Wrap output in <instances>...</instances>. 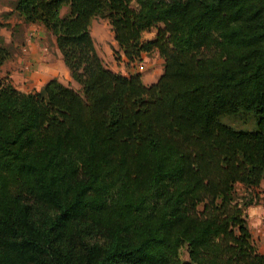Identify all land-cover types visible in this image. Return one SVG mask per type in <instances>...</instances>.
<instances>
[{
    "label": "trees",
    "instance_id": "trees-1",
    "mask_svg": "<svg viewBox=\"0 0 264 264\" xmlns=\"http://www.w3.org/2000/svg\"><path fill=\"white\" fill-rule=\"evenodd\" d=\"M11 7L55 37L80 88L0 79V264H264L247 212L264 181V0ZM96 18L117 58L159 51L156 83L105 65ZM10 58L0 34V67ZM242 111L257 130L222 121Z\"/></svg>",
    "mask_w": 264,
    "mask_h": 264
},
{
    "label": "crops",
    "instance_id": "crops-1",
    "mask_svg": "<svg viewBox=\"0 0 264 264\" xmlns=\"http://www.w3.org/2000/svg\"><path fill=\"white\" fill-rule=\"evenodd\" d=\"M14 16L17 15L13 12L11 6L9 7L0 5V23L2 24L0 28V34L7 44L13 43L14 41L12 40L15 29L23 28L24 37L19 50H22L24 47H26L27 52L13 54V57L7 60L0 67V79L6 77L17 90L24 93L39 91L49 81L57 78L65 79L68 81V83H70L69 80L72 79L71 74L64 61L61 59L60 61L53 59L54 57L51 56L47 51V48L44 44V38L49 36L46 28L39 23L25 24L18 18V16L17 19H15ZM7 28L11 29L8 31V36L5 35L7 33ZM14 45L15 47L18 46V42H14ZM116 49H119L118 44L116 45ZM146 55L147 53H144L141 60L139 61L130 62L132 66H137L138 70L133 72L134 69L132 68V74H129L123 70V68H120L122 70L120 74L125 76L139 74L146 85L156 83L162 73L156 75L158 71L155 70V66L152 63L145 64V68L139 66L144 64L142 60L147 57ZM121 56H123V63H125L126 57L122 52ZM116 68H118L117 64H112L110 66L111 70L119 73ZM142 70H146V72L141 73ZM257 194L259 199L264 198V181L262 182L259 189H257ZM257 211L264 212V209L261 208V206H258Z\"/></svg>",
    "mask_w": 264,
    "mask_h": 264
},
{
    "label": "rangeland",
    "instance_id": "rangeland-1",
    "mask_svg": "<svg viewBox=\"0 0 264 264\" xmlns=\"http://www.w3.org/2000/svg\"><path fill=\"white\" fill-rule=\"evenodd\" d=\"M14 0H0V5H5V6H11V3ZM12 8V7H11ZM68 8L64 7L62 10V13L65 14L67 13ZM7 13V12H4ZM4 16V14H3ZM12 18V17H10ZM15 19H17V16H14ZM7 20V19H5ZM13 20V19H12ZM163 27V25H158L151 29L148 32H145L143 35L144 40H150L154 38L159 30ZM11 30L10 28H7V33L5 35H9L8 31ZM91 33L94 37L95 40V46L97 49V52L100 54L101 58L103 59L105 65L110 69V66L112 64H117L116 70L119 71V73L122 71L120 68H123L126 72L129 74H132L131 69L133 68L135 70L137 69V66H132L130 62H128L127 59H125V63L123 60V56H121V52L119 57L117 58L115 55V51L117 52L118 50L116 49L117 42L114 39V33L112 31L111 24L109 20L107 19H102V18H96L93 20L91 24ZM49 35V34H48ZM23 28H18L15 29L13 33V40L15 43L18 42V46L15 47L14 42L9 43L10 49L12 51V57L13 54L17 53H25L27 52L26 47H24L22 50H19L21 47V42L23 41ZM44 44L47 48V51L51 56H53V59H56L58 61L63 60V56L61 51L58 49L55 37L51 36H46L44 38ZM147 57L142 60L144 64L139 65L140 67L142 66L143 68L146 67L145 64L152 63L155 66V70H157V74L162 73L164 71V66H165V60L164 58L160 55L158 50H154L151 53H148L146 55ZM11 59V58H10ZM64 61V60H63ZM66 65V64H65ZM68 68V67H67ZM69 69V68H68ZM130 70V71H127ZM70 71V70H69ZM146 70H142L141 73H145ZM127 76V75H126ZM132 76V75H130ZM58 79V78H57ZM59 81L68 84V81L65 79H58ZM70 84L72 87L79 89L80 85L73 81V79L69 80ZM143 81V80H142ZM156 82V81H155ZM145 84V83H144ZM41 90V89H40ZM222 121L234 128L235 130L239 131H255L257 130V120L254 112H240L236 116H230V117H224L222 118ZM241 193H244L243 189H241ZM253 196L255 197V201H257L256 204L250 206L247 210L248 215H249V225L250 229L254 238V241L258 247V249L264 253V212L263 211H257L258 206H261V208L264 209V198H260L257 194V190L255 192H251ZM181 258L183 260L188 259L187 251L186 249H183L181 251Z\"/></svg>",
    "mask_w": 264,
    "mask_h": 264
}]
</instances>
